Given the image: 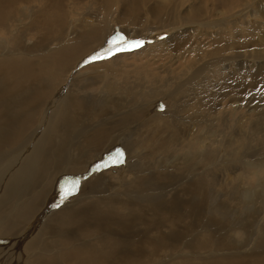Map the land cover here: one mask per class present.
<instances>
[{"label": "bare ground", "instance_id": "bare-ground-1", "mask_svg": "<svg viewBox=\"0 0 264 264\" xmlns=\"http://www.w3.org/2000/svg\"><path fill=\"white\" fill-rule=\"evenodd\" d=\"M29 34L34 38L35 48H25L28 51L24 49L26 52H30V56H24V53L23 55H19L23 49L21 50L18 46H22L20 45L21 42H23V46H27V44L25 45V37L27 35L29 36ZM115 34H121L128 40L139 39L144 42L143 45L149 43V40H154L153 43L140 52H134V55L124 54L126 56H114L122 58L139 57L138 60L142 61L140 56L143 55L144 61H142L143 64L141 67H147L148 73H139L135 77H132L130 73L120 75L119 71L113 70V68L117 66V63L113 62L111 67L110 59H103V61L93 66H88L84 71L79 72L78 70L81 68V65L84 64L83 60L89 58L88 55L93 56L97 52H102L109 48V41L116 42L113 39ZM207 40L209 44L208 49L205 50L206 57H202L198 54V52L201 53L199 50L202 49L198 50V47H203V42ZM61 42H65V44H61ZM31 45L32 44H30V46ZM33 49L35 51H33ZM37 53L39 54L38 58L35 57L38 56ZM30 57H35L36 59ZM114 57L112 56L111 59H114ZM165 57L169 59V62L175 61V65H177V67H175V72L157 69L162 65L161 59ZM150 64L153 66L156 64V67L152 68ZM136 68L139 69V67ZM217 71H220V73H217ZM35 83L38 84L37 86L41 85L34 89ZM63 86L66 88L65 91ZM55 89L60 92H65L64 95L67 103L65 112L68 110L69 115L65 116L63 121L68 123L67 126L75 127V119H78L83 111L82 116L87 117V124L92 133L95 134V139L89 137L91 143L94 142L96 138H99L102 141V145H108L111 143V140L117 139L115 135L122 137V132L126 128L128 122L138 120L141 130L144 128L145 133L147 132V134L150 135L148 139L151 145L153 144L157 148L151 147L147 142V147L152 153L155 149L159 151L162 150V152H167V154H169L168 157L174 162L170 171L184 173L190 179L199 183L201 187H208V180H206V177L208 176L207 170L209 168L218 172L216 175L217 177H221L223 172L227 170L223 166L218 167L217 165L219 164L227 163L228 166H232H230L231 170L237 171L240 168L239 166L242 159L249 156L250 152L258 153L261 149L260 147L264 145V127H262L264 126V0H0V134L10 133L9 136H6L7 138L0 139V145H6L15 135H19L18 139H20L25 133L35 129L36 125L40 122L39 119H43L44 117L46 111L45 106H51V96ZM196 90H198L197 93ZM5 95L8 96V98L10 96L9 101L11 102L7 103L8 105L2 102L6 98ZM58 96L59 93L56 97ZM232 96H235V98H232ZM226 99L231 101L233 104L232 106H235L234 109L230 107L231 110L226 111L227 117L237 114L238 109H246L249 112L258 110V112H260L258 109V105H260L262 106V108H260V110L262 109V116L259 117V119L262 120V123L261 120H259V123L256 121L258 127H254V130L251 132H245L246 129L240 128V125L236 123L237 121L233 122L230 127L232 131H227L230 133L220 131V141L212 143V138L209 137V134H211L210 125L213 123L210 124L209 122L218 120V112L220 113L219 108ZM252 104L255 106H252ZM161 105L164 107L161 108ZM96 106L101 107V113L98 114L94 112ZM52 107H54V105H52ZM192 107L198 108L195 109ZM10 108L12 110H10ZM102 114L109 116V120H107L106 123H102ZM259 114L260 113L255 116L257 117ZM71 115H73V123L71 122ZM225 121H227V119H225ZM223 124L225 123H222V126ZM99 125H102V127L99 128ZM259 127L263 129V131L257 132L263 134V139L261 138V140H258L259 142H255L256 139L252 140L251 137L254 136L252 135L253 132ZM44 128L47 129V125H45ZM243 132L245 133L243 134ZM240 133H242V135ZM134 135L139 136L138 140L136 139L138 142L140 140V135L138 133H134ZM133 138L135 139V137ZM142 138L143 136L141 139ZM89 140H86V144ZM123 142L126 143L127 148L129 145L132 146V152L138 150L135 147L138 143L139 146L137 147L139 150L142 148L143 151H145V145L143 146L140 141L132 145L131 142H129V138H127L124 139ZM11 145H13V143ZM111 145L112 144H110V146ZM140 145L143 147H140ZM88 147L89 146H87V148ZM168 150H171V152ZM239 150L240 152H238ZM178 151L186 152L184 154L185 158H182L184 160L182 167H179L180 163L177 162L178 160L174 156V153ZM22 152H24V150ZM145 153L147 154V151L144 152V154ZM150 153L147 155H152V153ZM127 154H125L126 157ZM140 154L141 156L137 155L138 159H142V157L145 156L142 151ZM159 156L161 155L159 154L158 157ZM252 156L254 155L252 154ZM106 157L107 156L104 155L102 159L106 160ZM157 159L160 160V158ZM152 160L154 159H149L150 162H152ZM161 160L162 162L164 161L163 159ZM156 162L157 161H155V163ZM109 163L112 164L113 162L109 161ZM158 163L155 165L157 166ZM262 163L263 161L255 162V165L253 164L254 167L256 166L258 168L257 171H264ZM92 166L93 165H90L87 169L82 170L76 167V171H71L73 172L72 175L76 174L75 177L88 176L93 172L91 171ZM216 166L218 167L217 169H215ZM29 167L30 165L24 168L25 174L19 179L23 183L28 180V177L32 173V171H29ZM45 168L42 167L41 172L38 171V178L31 189L32 191L40 190L42 193L46 192L44 188L49 181L47 182L44 179L48 173V170ZM107 168L108 167H104L103 169L106 170ZM111 168H116L115 174H120V178H125L126 183L123 181L121 187L124 193L132 186L126 184L129 182L135 183L140 177V172H142V170H136L130 177H127L128 174L125 173V168L119 165H111L109 169ZM148 168L146 170H148ZM158 168L161 169L163 175H167V172L164 171L161 166H158ZM15 169L16 166L12 167L10 169L11 171H9L10 174H12ZM103 173L105 174V172ZM0 174L4 173L0 172ZM212 174H214V172ZM122 175L123 177H121ZM18 176L20 175L18 174ZM155 176L162 178L159 174ZM173 177L176 176L174 175ZM216 180L217 179L214 178L213 184H215L214 181ZM239 180L241 181L242 178ZM91 181L92 180H83L80 182L78 190L75 192V194L77 193L78 195L70 196L64 203H68V201L76 205H78V202L81 203V199L87 197L85 193L86 186H88V183ZM258 182H261L260 179ZM16 183L15 179L13 184ZM71 187L72 185H68L66 190H71ZM140 187H138V189ZM11 188L13 189L12 191H16L15 187L11 186ZM156 188L158 187L156 186ZM179 188V185L176 184L171 192L174 190L177 191ZM189 188L191 187L189 186ZM95 189L98 188L96 187ZM205 190L206 189H204V191ZM23 191L21 193H23ZM204 191L203 193H205ZM226 192L227 191H225V193ZM9 193L10 192H8V195ZM90 196L88 198H90ZM92 196H94V194ZM147 197L148 195L146 198ZM221 197H224V194ZM18 198L20 199V197ZM89 200L86 202H94L92 199L91 201ZM20 201H22V199ZM108 202L110 203V201ZM171 204L173 205V203ZM13 205L14 204H11L8 207L1 206V208L5 210L4 214L7 211L9 212V208H12ZM83 205L86 204L77 207L79 211L78 209L74 210V212L71 211L73 212L72 215L61 213L60 211V213H57L52 219L49 218L50 220H47L45 223L46 227H49L51 232H57L59 235L61 233L67 235L68 228L78 224L77 229H80L78 234L73 235L71 239L68 237L66 239L60 238L52 240L50 243L38 241V248L34 244L35 238L33 237V239L26 234L28 231L34 229V221L37 222L41 216L39 212L42 211L41 208L37 207L36 201L33 202L32 205L29 201L23 202L9 219L0 217V264H152L153 261L150 257L154 258L161 256V253L164 252L162 251V247L172 246L173 244H170L171 240L179 238L177 235L171 240L161 238L159 241H154L155 239L152 240L153 237L150 238L149 235L148 237L150 239L147 238V231L142 229L134 230L132 231L134 239L130 244V248L132 247L134 252L128 251L119 258L121 256L119 253L120 249L116 252L115 247L116 236L120 233L118 225L116 223L112 225L109 221L106 223V219L104 228L110 229V234H108V236L98 235L97 230L103 221L98 220V223H92V220L90 221L92 223L90 225L85 221V215H81V213H83L81 209L83 208L80 209V207ZM130 206H126V208ZM116 208H112L111 211L114 212L118 210L117 214H121V211H119L120 209H122V212L128 211L120 206ZM177 214L182 215L179 212ZM76 215L80 217L78 218L79 220L75 219ZM124 216L125 214H123L122 217ZM261 216L263 217V215ZM256 217H258V215ZM181 219L183 218H180V220ZM87 220L90 219L87 218ZM158 220H160L159 217ZM113 221L115 220L113 219ZM126 222H124L123 225H125ZM135 222L136 220L129 223V225L132 226ZM229 223L230 222H228V224ZM111 225L113 228H111ZM234 226L235 225H233V227ZM93 227L95 228L94 230H92ZM125 227H128V224L125 225ZM237 227L238 226H236V228ZM191 228H193V226ZM262 228L263 227H261V230ZM125 230L129 231V229L126 228ZM31 235L33 234L31 233ZM52 235L54 234L52 233ZM202 238L206 237L203 236ZM134 240L137 241L134 242ZM201 240H203V242L202 244L198 243L199 246H197V248L208 250V239ZM216 248L215 246V249ZM234 249L235 248H233V250ZM146 250H148L149 253ZM238 251L243 254L237 257L245 258L246 261L237 259V262L232 260V262H230L216 256H199L200 258L196 260L193 259L192 256L190 258H181L171 262L168 261L171 258L169 257L163 259L162 262H158V264H264V256L259 254L256 249L247 252L243 246H239ZM146 252L149 254V259L143 257ZM170 253L173 254L174 251L171 250ZM177 254L175 255L177 256ZM114 256L118 257V259ZM257 256L262 257L257 259ZM179 257H181V255ZM252 257H256V259H251Z\"/></svg>", "mask_w": 264, "mask_h": 264}, {"label": "rangeland", "instance_id": "rangeland-1", "mask_svg": "<svg viewBox=\"0 0 264 264\" xmlns=\"http://www.w3.org/2000/svg\"><path fill=\"white\" fill-rule=\"evenodd\" d=\"M116 28H118V27H116ZM25 39H26L25 45L27 44V46L26 47L23 46V42L20 43V45H22V46H18V47L21 50L22 49L23 50H22V52L19 53V55H23V53H24V56H26V55L30 56L29 55L30 52H26L28 50L25 48H35L34 47L35 46L34 45V43H35L34 38L29 34V36L27 35L25 37ZM149 41L154 42L153 39L149 40ZM62 43L63 42H61V44ZM149 43H146L145 45L142 46V48L133 50L132 52L116 53V54H114V56H117V55L126 56L127 54L132 55L134 52H136V53L140 52L144 48L148 47L150 45ZM203 43H204L203 47H198V50L202 49V50H199V51H201V53L198 52V54L202 57H206L205 50L208 49L209 43H208V40L204 41ZM30 44H32V45L30 46ZM63 44H65V42ZM204 46H206V47H204ZM33 51H35V50L33 49ZM124 54H126V55H124ZM40 56H41V53H40ZM112 56L110 55L108 57V59L107 58H104V59L105 60L110 59L111 67H112L113 62H116L117 66L115 68H113V70L115 69V70L119 71L120 75L130 73L132 75V77H135L139 73H148L147 67H145L144 65H143L144 67H141V65L143 64L142 61H144L143 55L140 56V59L142 61L138 60L139 57L122 58V57H114L113 56L114 59H111ZM2 57H8V56H2ZM35 57L38 58L39 54H38V56H35ZM35 57H30V58L36 59ZM88 57L90 58L92 56L88 55ZM89 58H87L85 60H88ZM101 61H103V59H100L98 61H94L91 63L89 62L87 64L84 63L83 65H81V68L78 71L82 72L88 66H93L94 64L99 63ZM163 61H164V63H163ZM161 62H162L161 63L162 67L161 66H160L161 68L158 67L157 68L158 70H169V71L175 72V67H177V65H175V61L169 62V59L165 57L164 59H161ZM124 63H126V64H124ZM150 66L152 68H154V67H156V64L154 66L150 64ZM136 67H139V69H137ZM217 73H220V71H217ZM37 85L38 84H36V83L34 84V89L38 88L41 84L39 86H37ZM63 89L65 91L66 88H64V86H63ZM197 92H198V90H196V93ZM58 93H59V96L56 97L58 95ZM64 93L65 92H60L57 89L54 90V92L52 93V96H51V106H49V105L45 106L46 111L44 113V117H43V119L42 118L39 119L40 122L36 125V127H35V129H33V131L25 133L23 136H21L20 139H18L19 135H15L13 138L10 139L9 143H7L6 145H0V172L4 173V174H0V197H1L0 201L2 200L0 202V217H2V218L6 217V219L7 218L9 219L10 217L13 216L15 211L20 207V205L23 202L29 201L30 204L32 205L33 202L36 201L37 207L41 208V211H42V212H39V214H41V216L39 218L40 221L39 220L37 222L34 221L35 222L34 229H32L31 231H28L26 233L28 236L35 238V239L34 238L33 239H34V244L36 247L39 246L38 241H44V243L45 242L50 243L52 240H57L60 238L66 239L68 237L71 239L73 235L78 234V232L80 230V229H77L78 224L69 227L67 235L61 233L63 235V237H62V235L61 234L59 235L57 232L56 233L51 232L50 228L49 227L47 228L45 223L47 222V220L52 219V217H54L57 213H60V211H61V213H68V214L72 215L74 210L78 209L77 207H79L82 204H86V205H83L80 207V209L83 208V209H81L83 211V213H81V215H85V221H87L90 225L93 222L98 223V220L103 221V222H101V225H100L101 227L99 226L100 229L98 228V230H97L98 235L108 236V234H110V229L104 228L105 224L108 221L111 222L112 225L116 223L118 225V227L120 228V233L118 234V236H116V239H115L116 252L118 251V249H120L119 253L121 256L119 258H121L124 255V253H127L128 251L134 252L133 248L132 247L130 248L131 241L134 239V235L132 234L133 233L132 231L140 230V229L147 231L148 232V234H146L147 238L150 239L151 237H153L152 240L155 239L154 241H159V239L161 240V238L166 239V240L167 239L171 240V239L175 238L177 235L179 236V238H178L179 240L178 239L171 240L170 244H173L172 246L170 244H169L170 246H166V247L164 246L165 250H164V247H162V251H164V252L161 253V256L154 257V258L150 257V259L153 261L152 264H158V262H160V261L162 262L163 259L169 258V257H171V258L168 261L171 262L174 260L175 261L179 260L181 258H190L192 256H193L192 258L196 259V260L199 259L200 257L216 256V257L222 258L225 261H230V262H232V261L237 262L236 261L237 259H239L240 261L242 259H243V261L244 260L246 261L245 258L237 257V256H240L243 254L242 252L238 251L239 246H243L247 250V252H249L252 249H256L259 254L264 256V237H263L264 236V234H263L264 233V229H263L264 228V190H263L264 189V186H263L264 185V173L263 172L264 171H262V170L257 171L258 168L256 166L254 167L255 162H260V161H263L262 166L264 167V159H263L264 158V145H262V147H260L261 149L258 152L259 155L257 152H250L249 156L242 159V162H241L242 164L240 163V166H239L240 168L237 171L231 170L230 169L231 165L228 166L227 163L217 165L218 167L223 166V167H225V169H227L223 172V174L221 176L222 178L220 176L219 177L216 176L218 173L216 170L213 171V170H211V168H209L207 170L208 176L206 177V180H208V187L204 188V187H201L200 184L197 183L195 180L190 179L186 174L178 172V171L176 173L173 171H170L171 170L170 168L174 165V162L170 160V158L168 157L169 154H167V152H162V150L159 151V150L154 149V152L152 153V151L147 147V142H148V145L150 144L151 147H153V148H156V147L153 144L151 145V142L148 139V137L150 135H148L147 132L145 133L144 128H143L144 130L143 129L141 130L140 122L138 120H132V121L128 122V124H126V128L122 132V137H120L119 135H115V136H117V139L111 140V143H109L108 145H102V143H101L102 141L99 138H96V140L91 143L89 140V137H91V139H93V138L95 139V134L92 133V131L90 130V128L87 124V121H86L87 117L82 116L83 111L81 112L80 117H78V119H75V123H76L75 127H69V126H67L68 123L63 121L64 117L69 115L68 110H67V112H65V108L67 107L66 106L67 103L65 100ZM259 93H262V92H259ZM9 98H10V96H9ZM9 98H8V96H6V98L2 102L4 104L10 103L11 101H9ZM232 98H235V96H232ZM52 105H54V107H52ZM232 105L233 104L228 99L223 101L222 106H220V108H219L220 113L218 112V120L217 121L213 120L214 122H209L210 124L213 123L212 124L213 126L210 125V133L212 135L211 134H209L210 136L208 135L209 137H211L213 139L212 140L210 138L212 143H216V142L220 141V135H219L220 131H223V132L230 131L231 132L232 129L230 127H231L233 122L237 121L236 123H237V125H240V128H243L244 130L246 129L245 132L246 131L251 132L252 130H254L253 129L254 127L255 128L258 127L257 122L259 123L260 122L259 120H261V119H259V117L262 116V109L260 110V108H262V106L258 105V109L260 112H258V110H255V111L252 110L251 112H249L246 109H242V110L238 109L237 114H235L234 116H231V117H227L226 111H230L231 108L232 109L235 108V106H232ZM252 106H255V105L252 104ZM55 108H57V109H55ZM192 108H195V107H192ZM196 108H198V107H196ZM199 108H201V107H199ZM10 110H12V109L10 108ZM94 112H97L98 114L101 113L102 112L101 107L96 106V109ZM258 113H260L261 115L259 114V116L256 117L255 115H257ZM53 116L55 117V119ZM246 116L247 117L249 116V117L247 118ZM108 117L109 116L102 114L101 115L102 123H106L107 120H109ZM70 118H71V122L73 123L74 122L73 121V115H71ZM225 119H227V121H225ZM243 122H244V124H243ZM132 123H133L134 127L132 126ZM222 123H225V124H223V126H222ZM261 123H262V120H261ZM45 125H47V129L44 128ZM219 126H220V128H219ZM98 127L100 128V127H102V125H99ZM132 127H133V129H132ZM260 127H261V124H260ZM260 127L258 129H256L252 134V135H254L253 136L254 138L251 137V139L252 140L256 139L255 142H259L258 140H261V138L263 139V137H262L263 134H260L259 132L263 131V129H261V128L264 126H262L261 128ZM74 129H76V130H74ZM242 130H240V131H242ZM59 131H60V133H59ZM257 131H259V132H257ZM230 132H227V133H230ZM245 132H243V134ZM0 133H1V131H0ZM134 133H138L140 135L139 141L142 142L143 146L145 145L144 146L145 151H143L142 148H141L142 150L141 149L139 150V148L137 147V146H139V143H138L139 141L137 142L139 136H135ZM107 134H109V133H107ZM199 134H201V133H199ZM240 134L242 135V133H240ZM0 135H1L0 139H5V138H7L6 136L10 135V133L0 134ZM32 136H34V137H32ZM142 136H143V138L141 139ZM126 137L129 138V142H131L132 145L138 143L137 146H135L138 150L134 147L137 151L132 152L133 148L131 145H129L128 148L126 147V143L123 142L124 139H127ZM133 137H135V139ZM209 137H208V139H209ZM83 139H84V141H83ZM86 140H89V142L87 144H86V142H87ZM154 140H157V139H154ZM249 142H250V139H249ZM12 143H13V145H11ZM110 144H112L113 146L112 145L110 146ZM48 145H50V146H48ZM87 146H89V147L87 148ZM143 146L140 145V147H143ZM91 148H92V150H91ZM107 148H109L110 150ZM23 150H24V152H22ZM116 151L117 152L120 151V152L124 153L123 163H120V164L114 163V157L117 154ZM141 151L143 154L146 151H147V154H149L151 152L152 155H147L145 153L144 154L145 156L143 155L144 157H142V159H140V158L138 159L137 155L141 156V154H140ZM168 151L171 152V150H168ZM15 152L17 153V155ZM113 152H115V153H113ZM238 152H240V150ZM127 153H129V154H127ZM185 153L186 152H182V151L181 152L178 151V152L174 153L175 158L178 160L177 162H179L181 164V165L179 164V167H182V164H184L183 163L184 160L182 158H185V156H184ZM251 153L254 156H252ZM88 154H90V155H88ZM125 154H127V157L125 156ZM159 154L161 156L158 157ZM104 155L107 156L106 160L102 159ZM151 158L154 159V160H152V162L149 161V159L151 160ZM157 158H160V160ZM161 159H163L165 161V163H164V161L162 162ZM104 161H106V162L110 161L113 163L112 164L108 163V166H107L108 168L106 170H104L103 168L97 170L96 165L97 164L100 165V164L104 163ZM155 161H157L156 163L159 162L157 164V166L155 165L156 164ZM59 162H60V164H59ZM244 162H246V163H244ZM28 165H30L29 171H32V173L28 177V180L25 183H23L19 179L22 178V175L25 174L24 168ZM90 165H93L91 167V171H93V172L90 175H88L89 177L88 176H82V177L77 176V177H75L76 174L72 175L74 170L76 171L79 168H81L80 170L87 169ZM111 165H117V166L119 165L120 167L125 168L126 169L125 173L128 174L127 177H130L131 174H133L136 170H140V171L142 170V172H140L141 174L139 173L141 178L139 177L140 180L138 179L137 181H135V183L129 182L128 184H126L128 186L132 185L131 186L132 188L130 187L129 190H127L124 193V191H122L121 187H122L123 181H124V183H126V180H125V178H120L119 177L120 174H117V173L115 174L116 168L109 169L111 167ZM14 166H16V169L13 171L12 174H10L9 171H11L10 169ZM147 166L150 168H148ZM158 166H161L163 168V170L167 172V175H163L161 169H159ZM217 166L215 167V169L218 168ZM42 167H44V168L47 167L45 169L48 170V173L44 179L47 182L49 181L46 184V187L44 188L46 191L44 193H42L40 190H35V191L31 190L32 187L35 185L36 180L38 178V175H37L38 171L41 172ZM76 167H77V169H76ZM147 168H148V170H146ZM71 171H73V172H71ZM94 171L95 172L97 171V172L95 173ZM158 171H159V173H158ZM230 171H232V172H230ZM243 171H247V172H243ZM103 172H105V174ZM210 172H212V173L214 172L215 175L210 173ZM235 173H237V174H235ZM243 173H244V175H243ZM18 174L20 176H18ZM158 174L161 175L162 178H158L155 176ZM174 175L176 177H173ZM213 175H214V178L217 179L216 181H214V183L217 185L213 184V180H214ZM236 176H237V178H236ZM49 177H50V179H49ZM121 177H123V175ZM63 178H65V180L67 181V185H69V186L73 185V183L76 181H78L80 183L83 180L84 181L92 180L91 182L88 183V186H86V192L85 193H86L87 197L82 198L83 200L81 199V203L78 202L77 203L78 205L72 204L69 201H68V203H64V202L61 203V201H60V194H61L60 189L64 190ZM240 178H242L241 181L239 180ZM15 179H16V182L18 184L17 183L13 184ZM259 179L261 181L260 183L258 182ZM119 181H121V182H119ZM184 183L186 184L187 188L185 187ZM219 183H220V185H219ZM171 184H173V185H171ZM176 184L179 185V187H180L179 190H177V191L174 190L171 192L172 188ZM11 186L15 187L16 191H12L13 189L11 188ZM156 186L158 188H156ZM189 186L191 188H189ZM96 187L100 190L95 189ZM138 187H140V188L138 189ZM239 187H241V188H239ZM204 189H206V190L204 191ZM218 189H220V190H218ZM145 190H148V191H145ZM6 191H7V193H6ZM22 191H23V193H21ZM203 191L205 193H203ZM225 191H227V192L225 193ZM258 191H259V193H258ZM8 192H10L9 195H8ZM213 192H215V193H213ZM100 193H101V195H100ZM93 194H94V196H92ZM223 194H224V197H221V196H223ZM147 195H148V197L146 198ZM162 195H163V197H162ZM200 195H201V197H200ZM89 196H90V198H88ZM133 196H135V197H133ZM217 196H219V197H217ZM18 197H20V199ZM144 197H145V199H144ZM100 198H101V200H100ZM259 198H261V199H259ZM21 199H22V201H20ZM43 199H45V200H43ZM91 199L94 202H92V203L86 202L88 200L91 201ZM108 201H110V203ZM115 202H116V204H115ZM174 202H175V204H174ZM140 203H142V204H140ZM171 203H173V205ZM11 204H14V205L12 206V208H9L10 211L5 212V214H4L5 210L2 209L1 206L8 207ZM121 204H123V205H121ZM134 204H135V207H137V208L134 207ZM57 205H59V207H57ZM255 205H256V207H255ZM113 206L115 208L120 206L122 208H125L126 211L127 210L128 211L122 212V209H120L119 211H121V214H117L118 210H115L114 212L111 211V209L114 208ZM126 206H130V207L126 208ZM90 208H91V210H90ZM165 208H167V209H165ZM66 210H68V211H66ZM71 211H73V212H71ZM78 211H79V209H78ZM85 211H88V212H85ZM90 211L91 212L93 211V212L91 213ZM256 211H258V212H256ZM178 212L181 213L182 215L177 214ZM89 213H91V214H89ZM147 213H149V214H147ZM95 214H97L98 216ZM123 214H125L124 217H122ZM257 215H258V217H256ZM261 215H263V217ZM101 216H103V217H101ZM158 217L160 220H158ZM247 217H249V218H247ZM259 217H260V219H259ZM78 218H80V217L76 215L75 219L79 220ZM87 218H89L90 220H87ZM180 218H183V219L180 220ZM240 218H241V220H240ZM252 218L254 219V221ZM113 219L115 221H113ZM105 220H106V223H105ZM134 220H136V222L134 225H132L133 226L132 227L131 225H129V223H131ZM90 221H92V223ZM124 222H126L125 225L128 224V227H125V225H123ZM141 222H143V223H141ZM153 222L156 224H154ZM228 222H230L229 223L230 225L228 224ZM112 225H111V228H113ZM233 225H235V226L233 227ZM159 226H160V228H159ZM192 226H193V228H191ZM236 226H238L239 228L238 227L236 228ZM260 226L263 227L262 230H261ZM125 228L129 229V231L125 230ZM94 229L95 228L93 227L92 230H94ZM248 229H250V230H248ZM157 230H159V231H157ZM185 231H186V233H185ZM215 231H217L218 233ZM30 232L33 235H31ZM219 232H221V233H219ZM260 232H261V234H260ZM52 233L54 235H52ZM212 233H214V234H212ZM43 234H45L46 236ZM47 234H48V236H47ZM68 234H70V235H68ZM148 235L150 236V238L148 237ZM53 236H55V237H53ZM131 236H132V238H131ZM203 236L206 238H202ZM259 236H260V239H259ZM199 238L204 239V240L208 239L207 240L208 241V250H203L201 248H197V246H199L198 243L202 244V242H203V240H201ZM229 239H230V241H229ZM250 240H254V241H250ZM125 241H128V242H125ZM136 241L137 240H134V242H136ZM223 242L225 243V245ZM259 242L260 243L263 242V243L260 244ZM177 243H178V245H177ZM183 244H184V246H183ZM189 246H191V247H189ZM215 246L218 249L217 248L215 249ZM225 246H226V248H225ZM177 247H178V249H177ZM128 248H130V249H128ZM233 248H235V249L233 250ZM145 249H147V248H145ZM187 249H189V250H187ZM198 249H200V250H198ZM171 250L174 251L173 254L170 253ZM146 251H148V250H146ZM148 253H149V251H148ZM148 253L146 252V254L143 257H145L146 259H149ZM175 254H177V256ZM180 255H181V257H179ZM182 255H183V257H182ZM257 257H258L257 259H259L262 256H260V257L257 256ZM115 258L118 259V257H115ZM111 259H112V257H111ZM251 259H256V257H252Z\"/></svg>", "mask_w": 264, "mask_h": 264}, {"label": "snow or ice", "instance_id": "snow-or-ice-1", "mask_svg": "<svg viewBox=\"0 0 264 264\" xmlns=\"http://www.w3.org/2000/svg\"><path fill=\"white\" fill-rule=\"evenodd\" d=\"M114 41L116 42L114 43L113 41H109V44H110L109 48L103 50L102 52H97L92 57H90L88 60H86L85 63L94 62L100 59L107 58L110 55H114L116 52H119V51H130V50L138 49L142 47L144 43L143 41H140V40H128L119 34L114 38ZM163 107L164 106L161 105V108ZM123 157H124V153L118 151L116 156L114 157V163L116 164L123 163ZM108 163L109 162H104L100 165H97L96 169L99 170L101 167H107ZM78 187H79V182L76 181L73 183L71 190L64 191L62 189L61 194H60L61 203L66 201L70 196L75 195V192L78 190ZM57 207H59V205H57Z\"/></svg>", "mask_w": 264, "mask_h": 264}]
</instances>
